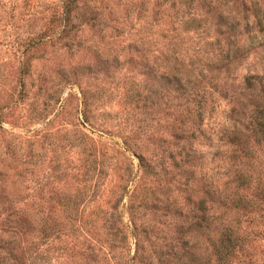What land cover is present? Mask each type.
<instances>
[{"label": "rangeland", "instance_id": "rangeland-1", "mask_svg": "<svg viewBox=\"0 0 264 264\" xmlns=\"http://www.w3.org/2000/svg\"><path fill=\"white\" fill-rule=\"evenodd\" d=\"M57 4L0 0V264H264V0Z\"/></svg>", "mask_w": 264, "mask_h": 264}, {"label": "trees", "instance_id": "trees-1", "mask_svg": "<svg viewBox=\"0 0 264 264\" xmlns=\"http://www.w3.org/2000/svg\"><path fill=\"white\" fill-rule=\"evenodd\" d=\"M60 2L61 4H57V8H55V11H54V18L59 23V27H58L59 33L57 34L54 32L52 37L55 35L54 37L62 36L64 38L69 39V29H67V27L69 26L71 17L73 16V10L76 7V0H60ZM250 4L253 5V2L250 1ZM23 53H25V51ZM225 54H226L225 57H228L229 51H226ZM172 71H173V77H175L177 83L180 84L181 82L180 78H176V77L181 76L177 73L179 70L176 67H174L172 68ZM83 135L85 136V138L88 139L87 135H85L84 133Z\"/></svg>", "mask_w": 264, "mask_h": 264}]
</instances>
